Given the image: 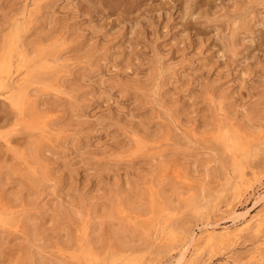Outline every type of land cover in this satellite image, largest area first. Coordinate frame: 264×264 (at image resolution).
<instances>
[{
	"label": "rangeland",
	"instance_id": "374dc122",
	"mask_svg": "<svg viewBox=\"0 0 264 264\" xmlns=\"http://www.w3.org/2000/svg\"><path fill=\"white\" fill-rule=\"evenodd\" d=\"M0 81V264H174L252 171L264 213V0H0Z\"/></svg>",
	"mask_w": 264,
	"mask_h": 264
},
{
	"label": "bare ground",
	"instance_id": "6f19581e",
	"mask_svg": "<svg viewBox=\"0 0 264 264\" xmlns=\"http://www.w3.org/2000/svg\"><path fill=\"white\" fill-rule=\"evenodd\" d=\"M18 44V43H17ZM14 47V46H13ZM15 56V55H14ZM24 57V56H23ZM26 60V58H25ZM13 62V61H11ZM27 62V61H26ZM21 63H22V59H21ZM24 63V62H23ZM20 64V63H19ZM12 65V64H11ZM15 66V64H14ZM16 67H14L15 69ZM10 69V68H9ZM13 69V68H12ZM13 69V70H14ZM5 70V69H4ZM11 71V70H9ZM13 72V71H11ZM5 75V73H4ZM3 75V76H4ZM11 76V75H10ZM4 78V77H3ZM7 81V80H5ZM1 82V81H0ZM3 82V81H2ZM4 84V83H3ZM11 90V89H10ZM20 91V90H19ZM6 92V91H5ZM2 93V92H1ZM3 94V93H2ZM9 94V93H8ZM25 94V93H24ZM23 94V96H24ZM8 96V95H7ZM22 98V97H21ZM24 100V98H23ZM24 102V101H22ZM26 102V101H25ZM28 102V101H27ZM15 103V102H14ZM16 104V103H15ZM38 107V106H37ZM37 117V116H36ZM227 136V135H226ZM225 136V137H226ZM227 141V137L225 138ZM228 142V141H227ZM159 156V155H158ZM241 169V168H240ZM249 170V169H248ZM244 171V170H243ZM242 172V171H241ZM250 172V171H249ZM246 174V172H245ZM252 174V175H250ZM249 175L246 177H242L241 179V184L240 186H243L244 189L242 192H238L237 196H236V203L235 204H227L226 208L224 209V211H220L221 213H229L230 215H236L235 217L232 218L233 224H236L237 222L242 221L241 226L239 227H235L234 229H230L227 226L223 227V230H221L220 228V224L224 223V220L226 219L225 216L221 215L219 213V216L216 215V219L215 217L213 219H215L213 222L211 221V217L208 214V216L204 219L202 227L200 228L201 232L197 235V234H191L189 235L188 239H184V240H180L181 243L179 242L178 250H177V256L175 257V261L174 264H181L182 261H184L187 257V254L189 252V249L193 248L196 250H199L201 248H212L214 246H223L228 244L229 242H233L238 240L241 237V234L243 233V231H248V230H253L255 232H261L262 228L264 227V213L263 214H258V215H254L251 216L250 218H247L246 216V212L245 213H236V207H237V203L242 201L243 197L245 196L246 193H249L250 190H253V186H255V184H257V182L260 181V179L255 176H253L254 172L252 171ZM241 175V174H240ZM256 175V174H255ZM262 177V176H261ZM238 179V178H237ZM261 185V186H260ZM263 186V187H262ZM238 187V184H237ZM259 188L262 189V191L256 193L254 195V197H256L254 203L258 202V201H262L264 199V185H262L261 183L258 185ZM239 190V189H238ZM250 195L253 196V193H249ZM247 195V194H246ZM233 198V197H232ZM253 203V204H254ZM259 203V202H258ZM257 203V204H258ZM264 205V204H263ZM219 206V205H218ZM222 208V207H220ZM221 210V209H220ZM215 212V211H214ZM218 212V211H217ZM205 214V213H204ZM214 215V214H213ZM214 215V216H215ZM9 216V215H8ZM231 217V216H230ZM211 219V220H210ZM8 221V220H7ZM201 226V225H200ZM237 226V225H236ZM220 229L221 231H217V229ZM164 232V231H163ZM191 232V231H190ZM262 233V232H261ZM165 234V233H164ZM169 234V233H168ZM180 234V233H179ZM163 235V234H162ZM163 237V236H161ZM160 237V238H161ZM185 237V238H186ZM163 241V240H162ZM177 247V246H175ZM191 247V248H190ZM173 248V247H172ZM174 250V249H173ZM174 250V251H176ZM201 251V250H199ZM198 252V251H197ZM172 256V255H171ZM141 259V258H140ZM144 259V258H143ZM148 259V258H147ZM146 259V260H147ZM160 259V258H159ZM173 259V258H172ZM142 260V259H141ZM189 260V259H188ZM154 261V260H153ZM186 261V260H185ZM264 261V260H263ZM148 262V261H147ZM172 263V262H171ZM124 264H146L145 262H139V260H133L132 262L129 260L127 263ZM147 264H163L160 261H155L153 263H147ZM185 264V263H184Z\"/></svg>",
	"mask_w": 264,
	"mask_h": 264
}]
</instances>
